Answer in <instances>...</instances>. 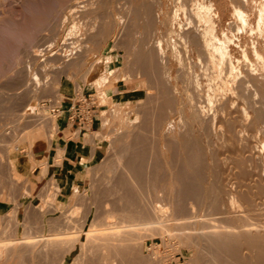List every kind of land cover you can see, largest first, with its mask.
<instances>
[{"label":"rangeland","instance_id":"rangeland-1","mask_svg":"<svg viewBox=\"0 0 264 264\" xmlns=\"http://www.w3.org/2000/svg\"><path fill=\"white\" fill-rule=\"evenodd\" d=\"M177 1L0 0V203L6 202L7 205L4 211H0V243L8 242L14 247L21 243L23 236L29 235L34 236V241L36 236L39 239L42 236L45 241L58 239V245L65 248L72 242L73 235L83 239L78 229L88 227L82 225L88 220V212L96 210L92 204L96 203L100 208L98 220L101 218V222L105 202L118 201L123 190L121 178L127 179V169L124 171L123 168L127 162L124 161L133 159L137 153L133 152L135 146L132 145H135L133 140L141 129L142 116L161 112L162 91L172 94L174 86L183 90L186 84L167 43L164 41L163 47L171 68L170 78L164 69L166 58L156 48L157 41L163 38L174 21V28L179 30V25L186 23V16L190 18L189 13L186 16L182 12L173 15L183 0ZM187 1V11L196 2L209 4L204 14L214 21L220 37L226 35L231 39L228 43L231 54L239 61L243 74L252 64L264 83V0ZM235 11L241 12V19L235 16ZM192 20L196 21V18ZM195 68L198 74H202L198 65ZM119 81L125 83L121 84L120 90H127L123 96L111 93V90L116 91ZM252 88V85L244 88L247 94L245 96L246 92H243L245 99L242 100L245 108L255 116ZM150 91L153 95L148 94ZM64 97L77 100L90 97L92 104L97 106L94 115L98 121L95 130L81 127L84 151L81 166L87 180L85 184L75 186L70 196L61 197L60 185L51 175L63 159L62 152L56 155L50 152L58 128L53 124L48 126L47 120H56V109ZM179 107V102L174 101L165 113L172 114L177 121ZM260 129L263 131L258 137L264 141V123L261 121L248 128V134ZM40 132L45 133V138ZM36 134L40 138L35 142L27 138ZM153 135L162 147V132L157 130ZM172 136L177 138L174 133ZM201 139L205 154L212 150L220 154L218 169H222L228 142L213 136ZM14 145L18 147L15 151L17 171L12 173L8 157ZM154 154L167 172L168 157L161 149ZM209 161V158L204 160L202 169L200 185L205 190L212 181ZM116 181L122 186L121 191ZM162 186L169 189L170 184L165 182ZM117 192L121 193L117 195ZM202 204L200 201V214L206 211ZM93 217L91 214L89 218ZM45 218L52 226L46 225ZM66 221H70L72 230L56 234L64 231ZM174 226H170L171 236L163 232L166 240L155 230V234L152 229L151 232L148 230L149 233L140 230V237L145 232L141 237L142 264H156L153 261H160L158 264L193 263L201 252L199 241L194 240L192 230ZM78 254V249L73 251L66 257L65 264H74ZM24 255L12 258L7 264L45 263L44 255H36L35 262L33 255ZM54 255L49 259L55 257L51 261L58 264L63 255ZM101 259V255L93 259L83 257L76 264H103ZM114 259L115 262L110 259L109 264H126L122 256Z\"/></svg>","mask_w":264,"mask_h":264},{"label":"bare ground","instance_id":"bare-ground-1","mask_svg":"<svg viewBox=\"0 0 264 264\" xmlns=\"http://www.w3.org/2000/svg\"><path fill=\"white\" fill-rule=\"evenodd\" d=\"M185 1L180 3L178 9H174L173 15L182 12L186 16L189 13L190 18L186 16L187 21L179 25V30L174 28V21L163 38L157 41L156 48L165 59L163 42L167 43L179 63V74L184 76L186 84L183 90L174 86L172 94L162 91L161 112L142 116L141 129L133 140L135 145L131 144L135 147H130L137 153L133 159L124 161L127 162L123 167L124 171L127 169V179L120 177V183L119 178L124 188L118 186L116 181V187L120 191L123 189V195L117 192V195H121L116 203L105 202L101 222V218L98 220L100 208L96 203L92 204L96 210L90 209L88 220L81 224L88 227L78 229L83 239L75 234L65 248L58 245V239L45 241L42 236L40 239L36 236L35 241L34 236H23L21 243L14 247L8 242H2L0 264H7L17 256L25 257L24 254L33 255L34 262L36 255H44V264H53L51 260L55 257L49 259V256L55 253L63 255L59 257L62 260L59 259L58 264H65L66 257L76 249L79 254L74 264L83 257L93 259L99 255L103 264L110 259L113 262L118 256H122L126 264H142L141 237L145 232L140 237V230L146 233L151 232L150 229L153 233L155 230L166 240L163 232L171 236L170 226L173 224L192 230L194 240L199 241L201 252L192 264H264V141L258 137L263 130L248 134V128L255 122L264 123V83L257 74L258 69L252 64L243 74L239 61L234 60L231 54L228 44L231 39L226 35L220 37L214 21L204 14L209 4L192 1L194 4L188 9L189 12L186 7L189 5ZM192 15L196 21L192 20ZM235 16L241 19V12L235 11ZM177 17L176 21L179 20ZM256 55L261 59L258 52ZM167 59L163 63L167 77L170 78L171 68ZM245 60L249 62L247 58ZM196 64L203 70L202 74L196 72ZM251 85L254 87L255 116L245 108L242 100L243 92H246L245 96L247 94L244 88ZM151 91L148 94H152ZM174 101L180 105L177 121L172 114L165 113ZM47 122L48 126L53 124L57 127L54 118H49ZM157 130L162 132L161 148L153 135ZM40 133L41 137L45 136L44 132ZM173 133L177 138L172 136ZM40 136L36 134L33 138L31 135L27 138L35 142ZM204 136L228 142L229 148L222 169H218L220 154L216 150L204 153V145L200 142ZM15 147L9 151L8 157L12 173L17 171L15 151L18 147ZM158 149L168 157V165L165 164L167 172H164L163 163L154 154ZM206 158L211 160L212 181L209 189L202 188L204 191L200 184ZM165 182H169V189L163 188L162 183ZM157 186L160 187L154 189ZM207 197H210L209 200ZM200 201H203L202 205L206 208L204 214L199 212ZM91 214H94L93 218H89ZM45 223L50 224L47 219ZM64 226V231L56 234L72 230L70 221H66ZM152 260L155 259L152 257ZM153 262L158 264L160 261Z\"/></svg>","mask_w":264,"mask_h":264},{"label":"crops","instance_id":"crops-1","mask_svg":"<svg viewBox=\"0 0 264 264\" xmlns=\"http://www.w3.org/2000/svg\"><path fill=\"white\" fill-rule=\"evenodd\" d=\"M121 84H125L123 81H119L116 85V91L111 90L113 95H122L127 90H120ZM90 99V97H84ZM80 100L76 98L64 97L60 103V107L56 109L57 112V131L56 137L52 142L51 153L56 155L58 152H62V164L57 166L51 175L56 178L60 185V196H70L75 186L85 184L87 176L85 170L81 166V155H84L83 147L81 144L83 130L81 127H88L90 130H95L97 124V117L91 121L83 124L79 123L77 119H71V114L74 109L77 108ZM97 111V106L93 104L91 110L92 113ZM52 166V165H50ZM7 208L6 202L0 203V211H4Z\"/></svg>","mask_w":264,"mask_h":264},{"label":"built area","instance_id":"built-area-1","mask_svg":"<svg viewBox=\"0 0 264 264\" xmlns=\"http://www.w3.org/2000/svg\"><path fill=\"white\" fill-rule=\"evenodd\" d=\"M93 104L91 99L84 98L80 100L76 109L71 114V119H77L79 123H87L95 118L94 113L91 112Z\"/></svg>","mask_w":264,"mask_h":264}]
</instances>
